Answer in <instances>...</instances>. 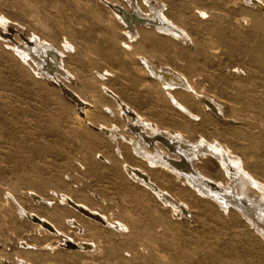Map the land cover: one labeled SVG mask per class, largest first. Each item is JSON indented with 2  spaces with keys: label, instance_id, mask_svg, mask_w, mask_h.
<instances>
[{
  "label": "rangeland",
  "instance_id": "rangeland-1",
  "mask_svg": "<svg viewBox=\"0 0 264 264\" xmlns=\"http://www.w3.org/2000/svg\"><path fill=\"white\" fill-rule=\"evenodd\" d=\"M131 2L143 12L150 3L162 5V16L187 40L152 27L131 38L115 7L131 8ZM131 2L0 0V264H264V234L235 206L225 208L163 165L151 168L135 155L105 89L133 107L148 131L204 142L235 162L241 185L260 201L264 11L242 0ZM7 27L17 39L2 33ZM18 33L61 53L73 74L65 81L85 100L82 106L42 72ZM146 64L180 74L220 109L172 87L175 105ZM100 124L120 130L119 153ZM125 164L145 170L166 197L128 176ZM195 165L206 177L229 183L212 153H199ZM63 194L88 201L121 229L79 217L62 202ZM177 203L188 213L176 210ZM19 208L47 216L94 250L60 247L61 235L45 234ZM69 218L83 225V236L67 225Z\"/></svg>",
  "mask_w": 264,
  "mask_h": 264
},
{
  "label": "bare ground",
  "instance_id": "bare-ground-1",
  "mask_svg": "<svg viewBox=\"0 0 264 264\" xmlns=\"http://www.w3.org/2000/svg\"><path fill=\"white\" fill-rule=\"evenodd\" d=\"M129 1L131 2L133 0H129ZM242 1L244 3L246 2L249 3L254 8L256 7L259 11H264L263 0H242ZM132 3L133 2H131V4ZM133 4L131 8L117 4L115 6L116 14L119 16V19H121V21L123 22V26L125 27V31L127 32V35H129L131 38H135L136 36H138L140 29L152 27V29L156 28L158 31L161 32H170L173 33L174 35L177 34L178 37L187 40V38L184 37L183 33L176 30L174 26L166 19V17L162 16L163 14V13L161 14V10L163 8L162 5H155L150 3L148 4L149 11L147 10L148 12H143L142 10L133 6ZM7 28L9 31L8 30L5 32L3 31L2 33L6 36L12 35V33H14V30L9 27ZM18 36H20L21 39L24 40L26 44H28V46L27 45H23V46L27 48L28 51L34 52L42 69V72L55 77L58 81L57 84L60 85V91H62L63 94L68 96L73 101V103L82 106V104L85 103V100L81 97V95L78 92L72 89V87L68 85L65 81L72 78L73 74L64 65V61L61 56V53L49 46H44L43 44L42 45L36 44L32 40L30 41L26 39L21 33H18ZM13 38L17 39L16 36H13ZM17 42L19 43L20 40H17ZM146 67L148 71H150L152 74L158 77L159 82L163 86L165 94H167L169 99L173 101L175 105H179L180 103L176 98V96L174 95L173 90L172 91L170 90L172 89V87L173 88L177 87L183 90H189L193 92L196 99H198L200 104L205 108L207 105L211 107L213 110H216L217 112L218 109H220V106L217 103H215L210 97L205 96L204 94L196 93L195 89L191 85L192 83L189 84L186 81V79L180 74L164 68L158 69L150 64H146ZM105 89L108 90L107 95H109L116 104V107L119 112V118L121 119V122L124 125L123 130L129 133L128 134L125 132L126 134H128V136L126 137H128L129 139L128 141L130 143V147L134 150L135 155L137 157L139 158L141 157V159H143L144 161L146 160L148 162L147 165L151 168L157 164L163 165L164 167H166V169H169L174 174L182 177V179L187 181L190 184V186L198 189L197 191L209 195V197L214 199L219 204L224 205V207L225 205L228 204L235 206L237 210L241 212L243 215H245L247 218H249V220H251L258 227V229L260 228L262 230V233L264 234V200H261L262 199L261 196L264 197V195L260 196V198L258 199L260 201H257L254 198H252L253 195H250L252 197L249 196V193H247L248 191L245 190L246 188L244 189L240 183L241 181L239 179L240 173H238L236 167L237 164H234L235 162L233 163L226 156L218 153L214 148H212L211 146L207 145L204 142H190L188 140H185L183 137L169 135L165 132L157 131V130L148 131L144 121L142 120L143 118H141V116L133 107L129 106V104H127L123 99H121V97L117 93H115L112 89L110 88H105ZM214 114L216 115V113ZM114 127L112 125L100 124V129H102L103 132L102 134L109 137L111 142L117 146L116 151L119 153L120 150L118 148L119 147L118 138L123 139V135L119 133L120 130L118 131ZM202 152L203 153L210 152L218 159L222 168L227 173V176L229 178L228 184L224 185L209 177H206L205 175L202 174V172H200L197 169L195 165V158L199 153ZM124 170L128 174V176L133 178L135 181H138L142 185L149 187L153 192L158 193L161 197L164 196V194L159 190L158 186L151 179H149L150 177L147 176L148 175L147 172L143 170L141 167L131 164H125ZM260 191L261 190L257 192ZM30 195L34 198V200H39V197H37V194L35 192L31 191ZM62 197H63L62 202H64V204L68 208L75 211L79 217L90 221L91 224L96 223L101 226L104 225V227H106L107 225L108 227L111 226L113 228H116V230L121 229L120 226L121 224L118 225L117 221L113 220L114 221L113 222L109 220L103 212L97 210L96 208H92L88 206L86 203L75 200L69 197L68 195L63 194ZM167 198H169V196H167ZM173 207L179 212H182L184 214L188 213L187 207L184 206L183 204L177 203L176 206ZM18 212L21 215H23L25 218L29 219L28 221L34 226H36L39 230H41L42 232L44 231L45 234L48 233L51 236L53 235L55 237L61 235V237L63 238V243L60 245V247L62 246L66 250L68 249L69 251L75 253L76 251L92 253V251L94 250V245L87 242V240L86 242L85 241L80 242V240L76 241L71 236L64 234L61 230H59L60 228L58 229L57 225L47 216L39 214L32 210L27 211L21 208L18 209ZM66 223L70 227H75L76 231L79 230V233L76 232L78 236H83L82 233L85 232V228L80 222H78V220L69 218L66 220ZM78 239L79 238H77V240ZM21 264H32V263L29 261H22ZM94 264H99V263L94 262Z\"/></svg>",
  "mask_w": 264,
  "mask_h": 264
},
{
  "label": "crops",
  "instance_id": "crops-1",
  "mask_svg": "<svg viewBox=\"0 0 264 264\" xmlns=\"http://www.w3.org/2000/svg\"><path fill=\"white\" fill-rule=\"evenodd\" d=\"M84 200H85V199H84ZM82 202H83V201H82ZM84 203H86L88 206H89V204H90V203H88V201H86V200L84 201Z\"/></svg>",
  "mask_w": 264,
  "mask_h": 264
}]
</instances>
